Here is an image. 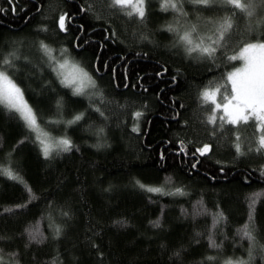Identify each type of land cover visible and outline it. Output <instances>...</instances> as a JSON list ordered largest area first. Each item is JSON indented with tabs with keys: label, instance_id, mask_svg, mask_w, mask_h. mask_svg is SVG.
<instances>
[{
	"label": "trees",
	"instance_id": "1",
	"mask_svg": "<svg viewBox=\"0 0 264 264\" xmlns=\"http://www.w3.org/2000/svg\"><path fill=\"white\" fill-rule=\"evenodd\" d=\"M162 3L146 0L141 20L124 15L111 0H0V60L12 52L20 57L7 71L42 118L40 129L72 145L69 151L52 148L45 157L37 133L0 105L5 264L248 260L249 242L238 230L250 213L264 244L258 122L221 127L217 113V123L210 124L212 105L201 98L206 86L229 91L227 74L241 60L228 57H239L244 44L264 36V29L249 31L241 14L215 60L189 56L169 25L179 19L182 32L199 23L201 35H211L215 26L206 21L227 16L230 6L185 3L188 16L182 17L163 11ZM62 14L67 31L59 28ZM258 16H264V7ZM66 58L90 74L94 91L74 95L61 83L53 69ZM81 113V120L67 123ZM204 144L210 150L201 156L196 149ZM4 169L22 176L31 193ZM140 184L162 192H148ZM210 240L220 247L210 248ZM250 264H264V249L252 250Z\"/></svg>",
	"mask_w": 264,
	"mask_h": 264
},
{
	"label": "snow or ice",
	"instance_id": "2",
	"mask_svg": "<svg viewBox=\"0 0 264 264\" xmlns=\"http://www.w3.org/2000/svg\"><path fill=\"white\" fill-rule=\"evenodd\" d=\"M9 3H13V0H9ZM191 3L196 7H208L216 3H223L230 6L229 14L220 20L206 21L208 24H213L214 31L211 35H201L199 31V23H191L188 27L184 28L181 32L180 28H174L171 24L168 27V31L176 33L178 45L185 47V50L189 56L193 53H197L201 59L215 60L216 53L219 48H223L230 37V34L236 26L237 17L243 15L249 21V31H255L256 29H264V16H258V10L264 7V0H163L161 9L163 11L171 10L178 13L179 16L187 17L188 13L184 11V4ZM146 0H111V5L123 11V14L132 17L138 16L141 20L145 18ZM131 11H126V9ZM16 9L13 8V12ZM254 17L255 23H252ZM70 22V17L68 18ZM59 28L61 31H67L66 27V14H62L59 17ZM179 24V19L176 21ZM183 27V26H181ZM46 52L50 50L45 45H41ZM66 51V50H65ZM230 60L242 59L244 61L243 67L236 68L234 71L227 74V81L231 84L230 92L224 87L219 86L212 89L210 86H206L205 90L201 93V98L207 105H214L210 110L212 115L208 117V123L216 124L217 116L216 112L222 110L223 115L219 116L220 126L223 124L234 125L239 129L241 124H248L251 119L254 118L257 121V131L261 135L257 138V151L264 152V36L257 37L255 42H247L240 50V55L228 57ZM20 59L16 53H9L7 57L0 60V105L6 107L9 111L15 112L19 115L20 119L24 121L25 126L30 131L37 132L36 139L42 145V152L45 157L50 155L52 145L46 143L47 134L43 133L38 124V120L42 119L32 107L29 106L24 99V93L18 84L12 79L7 69L14 67V61ZM58 75L62 76L61 83L68 87L73 84L77 85L74 89V95H81L84 92L86 84L94 86L95 82L92 80L90 74L81 67L78 63L69 64V60L65 59L63 63L58 64ZM71 67V72H66L67 68ZM53 71H57L54 68ZM223 94L221 95V91ZM219 97V99H217ZM141 113L137 112L136 116L139 117ZM83 113L76 115L72 120L67 121L69 125L82 119ZM137 131V129H133ZM44 138H41V137ZM240 137L237 135V140ZM71 141L69 139H60L55 142V147L61 151H69L71 149ZM210 150L208 144H204L203 147L197 148L201 156L205 155ZM236 150L240 152V144H236ZM183 151V148L181 149ZM195 167V164L193 165ZM3 174L7 175L9 179L18 181L25 184L23 177L19 174H14L9 169H4ZM139 183V182H138ZM25 187L29 193L31 189ZM141 188H145L146 191L151 193H160L162 189L160 187H147L144 184H140ZM180 192V189H177ZM259 195V194H257ZM242 233V238H245L249 242V259H228L224 264H250L252 259V250L259 246L264 249V244H260L256 236V229L254 226L253 216L249 214V221L242 229L238 230ZM59 233V230H57ZM2 238V237H0ZM210 248H218L215 240H210ZM2 253V250H0ZM209 261L214 260L215 257H207ZM0 264H5L2 254H0Z\"/></svg>",
	"mask_w": 264,
	"mask_h": 264
},
{
	"label": "rangeland",
	"instance_id": "3",
	"mask_svg": "<svg viewBox=\"0 0 264 264\" xmlns=\"http://www.w3.org/2000/svg\"><path fill=\"white\" fill-rule=\"evenodd\" d=\"M126 11H131V9H130V8H129V9H126ZM175 18H178V17L175 16ZM217 19H218V18H217ZM177 25H178V24H175V26H173V27H174V28H177ZM240 50H241V49H240ZM240 50H239V52H238V55H240ZM66 59H67V58H66ZM64 60H65V59H60L59 62H58V64L63 63ZM67 60H69V59H67ZM240 60H241L240 65H239L238 67H236V68L243 67V65H244V61H243L242 59H240ZM69 64H70V65L72 64V62H71L70 60H69ZM236 68H234V69L231 70L230 72L234 71ZM59 71H60V70H59L58 67H57V72H59ZM64 71H66V72H71L72 69H71V67H69V68H67V69L64 70ZM230 72H229V73H230ZM59 76H60V75H59ZM60 78H61V80L63 79L62 76H60ZM228 83H229V82H228ZM76 86H77V85L73 84V85H71V86H69V87H71L72 90L74 91V89H75ZM217 87H218V86H217ZM217 87H212V89H215V88H217ZM88 90L92 92V91L95 90V87L92 86V85H90V84H86L85 87H84V92H83V94H84V93H87ZM204 90H205V89H204ZM230 90H231V84L229 83V92H230ZM96 93H97V92H94L92 98H97ZM222 94H223V90L221 91V95H222ZM97 95H98V93H97ZM217 99H219V97H217ZM212 107H214V105H212ZM217 113H218L219 116L223 115L222 110H220V112H216V114H217ZM42 132L45 133L43 130H42ZM36 133H37V132H36ZM46 134H47V133H46ZM41 138H44V137L42 136ZM62 139H65V138L62 137ZM56 141H58V140H52V139L49 137V135L47 134L46 143H50V144L52 145V148H53V149L56 148V147H55V142H56ZM52 148H51V149H52Z\"/></svg>",
	"mask_w": 264,
	"mask_h": 264
}]
</instances>
